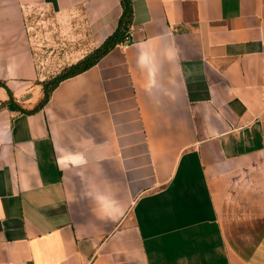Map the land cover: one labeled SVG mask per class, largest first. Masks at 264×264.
<instances>
[{
	"label": "crops",
	"instance_id": "0c3cea01",
	"mask_svg": "<svg viewBox=\"0 0 264 264\" xmlns=\"http://www.w3.org/2000/svg\"><path fill=\"white\" fill-rule=\"evenodd\" d=\"M131 1L35 109L28 10L122 3L0 0V264H264V0Z\"/></svg>",
	"mask_w": 264,
	"mask_h": 264
},
{
	"label": "rangeland",
	"instance_id": "374dc122",
	"mask_svg": "<svg viewBox=\"0 0 264 264\" xmlns=\"http://www.w3.org/2000/svg\"><path fill=\"white\" fill-rule=\"evenodd\" d=\"M27 24L43 91L95 49L89 42L88 27L78 13L73 15L61 13L54 7L33 6L28 10Z\"/></svg>",
	"mask_w": 264,
	"mask_h": 264
},
{
	"label": "trees",
	"instance_id": "16d2710c",
	"mask_svg": "<svg viewBox=\"0 0 264 264\" xmlns=\"http://www.w3.org/2000/svg\"><path fill=\"white\" fill-rule=\"evenodd\" d=\"M121 3L123 12L121 14L117 29L111 35H109L101 45L96 47L91 54L79 61L74 69L58 76L50 87H45V95L38 106L35 107V109H39L45 105V103L50 98L52 90L61 80L87 69L93 65L103 54L125 39L133 21V4L131 0H121Z\"/></svg>",
	"mask_w": 264,
	"mask_h": 264
}]
</instances>
